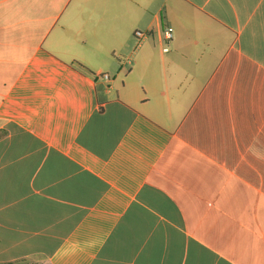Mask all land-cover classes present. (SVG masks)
<instances>
[{
  "label": "crops",
  "instance_id": "0c3cea01",
  "mask_svg": "<svg viewBox=\"0 0 264 264\" xmlns=\"http://www.w3.org/2000/svg\"><path fill=\"white\" fill-rule=\"evenodd\" d=\"M31 260L264 264V0H0V264Z\"/></svg>",
  "mask_w": 264,
  "mask_h": 264
},
{
  "label": "built area",
  "instance_id": "2783aa9c",
  "mask_svg": "<svg viewBox=\"0 0 264 264\" xmlns=\"http://www.w3.org/2000/svg\"><path fill=\"white\" fill-rule=\"evenodd\" d=\"M172 34H173L172 28L166 27L162 32V37L165 41H170L172 39ZM140 35H141L140 33H136V36H140ZM163 51L166 52L167 49L164 48ZM93 77L94 78L97 77L105 81H108L110 78L109 75L106 73H96V74H93Z\"/></svg>",
  "mask_w": 264,
  "mask_h": 264
},
{
  "label": "rangeland",
  "instance_id": "374dc122",
  "mask_svg": "<svg viewBox=\"0 0 264 264\" xmlns=\"http://www.w3.org/2000/svg\"><path fill=\"white\" fill-rule=\"evenodd\" d=\"M27 264H41V263H38V262H36L34 260H31V261H28Z\"/></svg>",
  "mask_w": 264,
  "mask_h": 264
},
{
  "label": "trees",
  "instance_id": "16d2710c",
  "mask_svg": "<svg viewBox=\"0 0 264 264\" xmlns=\"http://www.w3.org/2000/svg\"><path fill=\"white\" fill-rule=\"evenodd\" d=\"M4 264H23V263H4Z\"/></svg>",
  "mask_w": 264,
  "mask_h": 264
}]
</instances>
